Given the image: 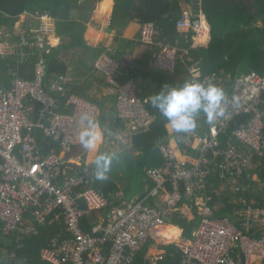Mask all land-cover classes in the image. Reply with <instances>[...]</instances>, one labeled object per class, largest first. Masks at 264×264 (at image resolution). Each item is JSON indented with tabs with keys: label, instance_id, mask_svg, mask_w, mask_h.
I'll use <instances>...</instances> for the list:
<instances>
[{
	"label": "built area",
	"instance_id": "built-area-1",
	"mask_svg": "<svg viewBox=\"0 0 264 264\" xmlns=\"http://www.w3.org/2000/svg\"><path fill=\"white\" fill-rule=\"evenodd\" d=\"M36 18L34 37L23 31L15 40L11 30H0L1 55L26 47L39 53L33 80L16 75L10 86L0 87V241L15 233H35L39 224L56 223L61 231L41 250L47 263L133 264L152 232L186 203L194 209L198 225L190 239L175 243L181 253L178 264L263 263L264 204L249 203L244 193L259 180L252 172L264 162V73L204 74L190 50L156 43V32L146 25L142 43L159 46L153 66L174 74L184 65L187 81L222 87L224 113L211 124L200 115L194 131L158 141L164 165L154 168L155 186L144 199L112 200L93 188L89 170H77L66 156L80 144L81 116L87 114L97 122L101 110L72 94L67 75L52 74L46 81L41 47L56 33L57 24L46 15ZM203 19L202 11L184 12L177 22V30L193 47L203 44L199 41ZM94 71L105 81L117 118L127 123L131 138L147 131L154 120L147 107L150 99L141 97L138 82L111 49L95 61ZM38 132L43 140H50V152L42 150ZM213 177L222 182V192L233 194L236 220L217 215L219 205L209 192ZM163 196L162 204L149 202ZM2 257L8 264L24 263L6 252ZM166 259L161 253L147 256L146 262L161 264Z\"/></svg>",
	"mask_w": 264,
	"mask_h": 264
},
{
	"label": "trees",
	"instance_id": "trees-1",
	"mask_svg": "<svg viewBox=\"0 0 264 264\" xmlns=\"http://www.w3.org/2000/svg\"><path fill=\"white\" fill-rule=\"evenodd\" d=\"M80 0H0V29L13 28L20 15L25 12L38 14L39 12H49L59 20L57 32L62 37V43L57 48H53L50 53H44L47 63L46 81L52 74L67 73L68 66L63 60H70L74 65L87 67L92 65L98 58V53L90 50L84 42L86 25L81 21H70V11ZM99 0H95L96 3ZM200 0H185L187 4H192ZM83 5L81 10H89ZM201 9L211 27V41H201V45L193 47V42H187L186 36L178 33L177 22L182 18V11L179 0H116L112 23L124 24L123 22H136V26L143 28L144 25L154 24L160 32V39L166 45H181L190 50L192 58L199 61V66L204 74L223 71L224 76L237 77L241 74L256 71L264 73V0H201ZM106 11V8L103 10ZM90 12V10H89ZM89 14V13H88ZM84 15L87 19L89 15ZM131 16V17H130ZM137 20V21H134ZM204 20V19H203ZM125 25V24H124ZM207 34L206 25H203L201 36ZM19 40V37H15ZM191 39V35L189 37ZM139 46L148 45L139 43ZM76 51L74 55L70 52ZM25 53V58L22 54ZM67 53V54H66ZM157 51L146 52L144 57L132 58L126 56H116L123 66L130 70V76L135 79H142L139 84L143 89V98L153 97L158 94L165 85H182L189 78V73L184 65L177 68L174 74L164 73L153 66V56ZM150 54V55H149ZM63 59V60H62ZM39 60V53L34 47L18 49L13 55L0 54V87L10 86L12 78L16 75L26 77L28 80L35 78L36 64ZM152 64V65H151ZM144 81H148L144 84ZM147 85V86H146ZM73 92H75L73 90ZM155 120L150 129L142 134L133 137V148L140 151L137 164L135 166L136 176L132 177L139 184L147 180L146 184L150 189L155 186L152 178L154 168L164 165L161 153L156 149L157 142L165 140L168 136L175 134L168 131V123L154 108L151 101L147 105ZM102 119V123H103ZM240 121V119H239ZM104 125V124H102ZM105 129V126H103ZM112 133L114 132L113 130ZM37 139L45 153L50 152L53 147L50 140H43L41 134L37 133ZM83 146L74 147L71 153L81 154ZM60 151L58 150L57 153ZM95 169V166H94ZM81 170V169H79ZM259 176L264 181V162ZM210 183L217 187L221 181L217 177L211 178ZM94 189L103 192L106 196H111V191L115 185L110 179L100 181L93 180ZM249 191V190H248ZM260 201L256 194L247 193V200ZM110 198V197H109ZM116 200V198H110ZM227 198L222 199L221 214L232 215L238 206L231 204ZM217 201V200H216ZM152 204V201L149 200ZM167 223L179 225L184 229L186 236L192 232L193 226L197 222L189 223L186 219L174 214L167 219ZM85 229L91 227L85 222ZM61 231L60 225L56 223L39 224L35 233L19 236L15 233L9 240L0 241V264H8L3 260L2 252L14 255L17 260H23L22 264H49L41 257V250L47 247L53 238ZM20 237V238H19ZM151 241L138 254L133 264H147L144 256L147 254ZM173 254V255H172ZM180 251L174 246L168 248L167 260L163 263L178 264L180 261ZM264 263V262H263ZM262 263V264H263ZM15 264V263H11Z\"/></svg>",
	"mask_w": 264,
	"mask_h": 264
},
{
	"label": "crops",
	"instance_id": "crops-1",
	"mask_svg": "<svg viewBox=\"0 0 264 264\" xmlns=\"http://www.w3.org/2000/svg\"><path fill=\"white\" fill-rule=\"evenodd\" d=\"M94 1L95 0H80L76 6L72 7L70 11V17H69L70 21H78V22L81 21L86 25V30L84 33V42H85V45L90 50L97 52L98 55L100 56L103 53H106L108 50L111 49L114 53L115 59L118 61L116 56H121V57L126 56V57H132V58L138 59L141 56L144 57V54L146 52L151 53L153 52V50L157 51L159 49V46L151 47L148 45L149 48L139 46L140 45L139 43H142L143 30L147 24L144 25L143 28L141 29V27L136 26L134 24L136 22L126 23L127 20L123 22L125 25L121 23H119L118 25L117 24L114 25L112 23V17L114 14V8L116 6V0H99L96 3H93ZM197 2L199 1H195L192 4H187L185 0H179V5L182 11V15L184 12L199 13V11H197V9H199V7L196 5ZM83 5H86V7H89L88 9L90 10V12L89 10H81L80 7ZM104 8H106L105 12L103 11ZM38 14L46 15L52 18L56 22V24H58L59 22V20L53 17L49 12L41 11ZM87 14L89 16L87 17V19H84V15L86 16ZM203 17H204L203 22H204V25H206L207 34L205 36H201L199 38V41L200 43L201 41H206L207 43L205 44H208L211 41V27L209 23L207 22L204 14H203ZM134 21H137V20H134ZM38 25H39V21L36 18V14H33L31 12H25L24 14L19 16L13 28L4 27V28H1L0 30L2 29L11 30L12 38L14 37V39L16 40L15 37H20L23 31H26L27 34H29L31 37H34V32L37 29ZM149 25H151V27L156 32V36L154 37L156 43H159V44L163 43L161 39L159 38L160 32L157 30L155 25L154 24H149ZM178 33H180V31H178ZM61 43H62V37L58 34L57 28H56V33L52 34L50 38H48V40H45L44 43L42 44L41 52L50 53V51L53 48H57L58 46L61 45ZM34 49L37 51V48H34ZM75 53L76 51H72L70 52V55L72 56ZM63 62L66 66H68V71L67 73H65V75L69 77L70 84H71L70 88H71L72 94H75L81 98L91 101L100 108L101 112L97 120V123L102 132V141L98 145L99 147L95 154H93L92 151H88L84 149L81 154H75V153L70 152L66 154V156L72 160L73 162L72 165L74 168H76L77 170L79 169L89 170L91 178H94L95 180L96 179L94 175L95 157L101 153L114 154L116 159H114L111 171L108 173V179H110L111 182L115 185V189L111 191L110 193L111 196L109 197L116 198V200L120 199V200H127V201H137V200L144 199L149 193V191L151 190L150 185L146 184L147 180H143V184H140V183L138 184L137 181L134 180V178L132 179L133 176L134 177L136 176L135 166L137 164L138 156L141 155V152L135 151V149L133 148V140H132L133 138H131L127 123L117 118V114H116L115 107H114V98L108 95L107 87H106L105 81L103 80L102 76L94 71L95 62L92 65H89L87 67L74 65V62L70 60H63ZM118 62L121 64L120 61ZM127 70L129 69L127 68ZM60 74H63V73H60ZM135 80L138 82V85L140 83L141 84L143 83L142 79H135ZM147 83L148 81H144L143 85ZM139 88L141 90L140 95L143 98V94H144L143 89L140 87V85H139ZM73 90L75 92H73ZM145 98L150 99L151 101L152 97L147 96ZM201 116L205 118L203 114H201ZM102 119L104 120L103 123H102ZM103 126H105V129ZM167 128L169 132L171 133L174 132L170 126H167ZM110 130H113L114 132L112 133V131ZM175 134L170 135L168 137H173ZM120 140H126L127 143L126 144L122 143ZM106 143H107V146H106ZM79 146H81V144L75 147L77 148ZM127 147H132L134 151L132 152L133 157H131V155L126 152ZM119 148H121L122 150L119 151L118 150ZM156 149H158V142L156 145ZM121 156L124 157V161L122 160ZM126 159L127 160L130 159L131 161L126 162L125 161ZM134 161H136V163H134ZM114 170H117L116 173L114 172ZM261 170H262V167L252 173H256L259 179L255 181H259L262 184L263 181L260 179V176H259V172ZM136 177H139V176H136ZM252 182H253V188L247 191L246 193H244L245 198L247 196V193H253L259 196L258 193L256 192V188L257 186H260V185H258L254 181ZM221 186H222V182L219 187H217L215 184L213 185L212 183L209 185V192L213 194L214 199L217 200L218 196L221 197L222 199L225 197L228 199L227 201L229 203L235 204L233 194L231 195L229 191L222 192V189L220 188ZM219 192L221 193L219 194ZM164 199H165V196L158 199V201H152V204L153 203L162 204L161 201H165ZM216 205H219L217 214H221V209H222L221 205L223 204L217 201ZM235 205L238 206L237 204ZM174 214H177L181 218L186 219L189 223H193L196 221L198 225V220L195 216L194 209L190 207L189 205H187L186 203H183L182 205H180L177 211L173 213H169L168 217L172 215L171 217H169V218H172ZM234 214L218 215V216L220 217L228 216V217H231V219L236 220V217ZM169 225L178 226L182 230L180 237L178 238V240L171 241L172 243L165 242L162 240L163 236L160 232V228H157L156 230H154L150 238L151 245L148 248L147 254L144 256L145 261H146L147 256L149 255L155 256L157 254L165 253L167 256L168 248H170L171 246H174L176 250L178 251L175 243L183 239H190L193 235L194 230L197 227V225L193 226L191 234L189 236H186L184 233V229L181 228L179 225H174V224H170L166 222V224L161 227L169 226ZM150 241L147 244H145L138 251V253L146 245H148ZM161 264H166V263L162 262Z\"/></svg>",
	"mask_w": 264,
	"mask_h": 264
},
{
	"label": "clouds",
	"instance_id": "clouds-1",
	"mask_svg": "<svg viewBox=\"0 0 264 264\" xmlns=\"http://www.w3.org/2000/svg\"><path fill=\"white\" fill-rule=\"evenodd\" d=\"M226 95L222 87L200 81H186L181 86H168L151 98V104L166 119L168 126L177 133L192 132L197 127L201 114L209 124L224 113ZM83 125L79 132V142L84 149L95 152L102 141L98 123L87 114L81 116ZM114 154L101 153L95 157L94 175L97 180L108 179Z\"/></svg>",
	"mask_w": 264,
	"mask_h": 264
},
{
	"label": "rangeland",
	"instance_id": "rangeland-1",
	"mask_svg": "<svg viewBox=\"0 0 264 264\" xmlns=\"http://www.w3.org/2000/svg\"><path fill=\"white\" fill-rule=\"evenodd\" d=\"M187 11H188V9H187ZM122 143H127V141L126 140H120ZM120 142V143H121ZM121 143V144H122ZM124 144V145H125ZM123 145V144H122ZM106 146H107V143H106ZM131 146V145H130ZM99 147V146H98ZM98 147H97V149H98ZM102 148H104V147H102ZM119 151H121L122 149L121 148H119L118 149ZM97 151V150H96ZM96 151H95V153H96ZM126 152L127 153H129L130 155H131V157H133V153L132 152H134L133 151V149H132V147H127L126 148ZM121 158H122V160L124 161V157L123 156H121ZM126 162H128V161H131L130 159L129 160H125ZM134 163H136V161H134ZM116 171L117 170H114V172L116 173ZM133 176V175H132ZM261 179V178H260ZM262 180V179H261ZM254 182H256L258 185H260V186H257V188H256V192L258 193V195L259 196H257V198H259V197H261V198H263V199H261L260 198V201H258V202H260L261 204L263 203L264 204V181L262 182V184H261V182H259V181H254ZM252 189V188H251ZM250 189V190H251ZM221 192H219V194H220ZM253 194V193H252ZM216 201V200H215ZM217 201H219L221 204H222V198L221 197H217ZM216 201V202H217ZM249 203H251V202H256L255 200H254V197H253V199H251V200H247ZM180 237V236H179ZM178 240V239H177Z\"/></svg>",
	"mask_w": 264,
	"mask_h": 264
},
{
	"label": "bare ground",
	"instance_id": "bare-ground-1",
	"mask_svg": "<svg viewBox=\"0 0 264 264\" xmlns=\"http://www.w3.org/2000/svg\"><path fill=\"white\" fill-rule=\"evenodd\" d=\"M203 25H204V22H203ZM159 228L164 238V239L162 238V240L165 242H171V241L177 240L182 232V230L178 226L169 225V226H164V227H159Z\"/></svg>",
	"mask_w": 264,
	"mask_h": 264
},
{
	"label": "water",
	"instance_id": "water-1",
	"mask_svg": "<svg viewBox=\"0 0 264 264\" xmlns=\"http://www.w3.org/2000/svg\"><path fill=\"white\" fill-rule=\"evenodd\" d=\"M196 5L199 7V9H197V11H199V13H200V11H202L201 8H200V6H201V1L197 2Z\"/></svg>",
	"mask_w": 264,
	"mask_h": 264
},
{
	"label": "flooded vegetation",
	"instance_id": "flooded-vegetation-1",
	"mask_svg": "<svg viewBox=\"0 0 264 264\" xmlns=\"http://www.w3.org/2000/svg\"><path fill=\"white\" fill-rule=\"evenodd\" d=\"M93 154H95V152H93Z\"/></svg>",
	"mask_w": 264,
	"mask_h": 264
}]
</instances>
